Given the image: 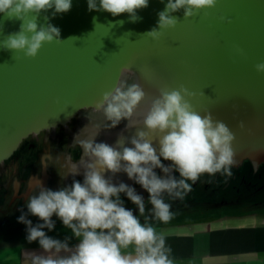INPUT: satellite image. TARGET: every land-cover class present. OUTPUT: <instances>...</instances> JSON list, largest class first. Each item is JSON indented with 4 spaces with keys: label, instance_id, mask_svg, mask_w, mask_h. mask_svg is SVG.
I'll return each instance as SVG.
<instances>
[{
    "label": "water",
    "instance_id": "95a60500",
    "mask_svg": "<svg viewBox=\"0 0 264 264\" xmlns=\"http://www.w3.org/2000/svg\"><path fill=\"white\" fill-rule=\"evenodd\" d=\"M167 2L149 0L137 22L126 13L90 11L88 0H72L66 13L41 12L38 26L52 24L60 36L35 58L5 47L24 21L0 14V163L29 134L64 125L82 109L101 111L96 103L103 93L121 83H139L145 99L115 127L106 118L97 142L116 145L122 137L131 147V138L146 131L143 116L161 89L183 85L195 111L234 133V166L264 162V73L255 67L264 62V0H217L188 18L181 9L171 13L176 27L161 30L158 13ZM154 28L162 31L158 39L146 35ZM131 121L138 123L129 127ZM77 169L83 174L82 163ZM106 176L128 178L122 171Z\"/></svg>",
    "mask_w": 264,
    "mask_h": 264
},
{
    "label": "clouds",
    "instance_id": "9594fccd",
    "mask_svg": "<svg viewBox=\"0 0 264 264\" xmlns=\"http://www.w3.org/2000/svg\"><path fill=\"white\" fill-rule=\"evenodd\" d=\"M148 2L99 0L97 4V0H88V7L90 11H106L114 17L126 13L131 22H137L140 19L137 11L146 8ZM216 2L168 0L158 13L159 29L176 27L178 19L171 15L173 12L183 9L184 17L188 18L215 7ZM71 6L72 0H0V14L24 21L18 32L8 36L5 47L35 58L45 43L60 36V29L52 24L46 28L38 26L37 16L50 9H54L53 15L66 13ZM30 15L32 18L25 21ZM117 23L122 25L123 21ZM146 35L158 39L162 31L154 28ZM255 67L257 72L264 73V62ZM187 94L183 85L161 89L143 116L146 131H138L131 138V147L124 146L122 137L116 145L95 142V133L88 139L78 138L83 156L88 158V162L81 160L83 181L73 180L55 191L40 186L38 194L26 202L27 214L22 212L18 217V222L27 226L28 242H38L43 250V254L32 256V264H173L164 235L157 233L147 217L144 223L139 218L145 214L143 196L124 182L113 183L106 173L115 175L122 171L147 191L152 216L161 222H168L173 215L171 205L164 200L165 193L182 198L191 189L188 181L196 182L205 173L222 172L230 176L235 163L234 133L225 123L214 121L211 114L195 111L185 98ZM145 96L139 83H121L103 93L96 107L115 127L133 116ZM136 123L131 121L129 127ZM154 140H158V149ZM162 160L170 164L165 165ZM71 171L73 175L79 174L76 165ZM173 173H178L179 178ZM122 194L135 205L139 215L125 207ZM28 214L40 222L33 225ZM53 216L70 229L71 237L60 240L47 235L45 229L55 228ZM73 238L78 242L70 246Z\"/></svg>",
    "mask_w": 264,
    "mask_h": 264
},
{
    "label": "flooded vegetation",
    "instance_id": "af4514ba",
    "mask_svg": "<svg viewBox=\"0 0 264 264\" xmlns=\"http://www.w3.org/2000/svg\"><path fill=\"white\" fill-rule=\"evenodd\" d=\"M105 121L106 116L102 110L82 109L66 124H59L37 134H29L22 139L13 154L0 163V234L27 235L25 234L27 226L19 223L18 217L22 212L27 214L26 202L31 196L38 194L40 186L55 191L70 185L73 180L83 181V174L73 175L71 171L72 166H77L82 159L84 162H88V158L83 156V149L78 143V138L88 139L95 133L94 139L97 142L102 138V132L106 129ZM246 160L249 159L244 161ZM162 162L165 165L170 164L169 161L162 160ZM249 162L251 161L249 160ZM261 163L252 164L258 168ZM156 172L163 175L160 169H156ZM173 174L179 176L178 173ZM119 182L134 187L136 192L143 196L145 214L139 218L145 222V217H147L148 223L156 220L151 213L152 205L148 202L147 191L136 184L134 180L125 176L115 178L113 183L118 184ZM248 189L250 192L247 196L240 190L237 195L231 193V197L228 198L219 196L183 199L165 193L164 200L171 205L172 214L198 215L226 207L264 213V199L256 196L263 189V185H248ZM212 195L214 194L211 193L209 196ZM122 199L126 208L132 209L134 214L139 215L135 205L130 206L128 204L130 201L125 196ZM28 219L32 221L33 225L40 222L37 217L30 214H28ZM52 219L56 226L62 224L55 216Z\"/></svg>",
    "mask_w": 264,
    "mask_h": 264
},
{
    "label": "crops",
    "instance_id": "0c3cea01",
    "mask_svg": "<svg viewBox=\"0 0 264 264\" xmlns=\"http://www.w3.org/2000/svg\"><path fill=\"white\" fill-rule=\"evenodd\" d=\"M248 209L226 207L201 214L175 213L168 222H149L165 237L173 264H264V218ZM142 223V219H140ZM48 235L64 240L70 229ZM0 243V264H32V256L43 254L39 243L26 239ZM78 241L70 239V246ZM131 251V249H129Z\"/></svg>",
    "mask_w": 264,
    "mask_h": 264
},
{
    "label": "rangeland",
    "instance_id": "374dc122",
    "mask_svg": "<svg viewBox=\"0 0 264 264\" xmlns=\"http://www.w3.org/2000/svg\"><path fill=\"white\" fill-rule=\"evenodd\" d=\"M179 176H177L178 178ZM191 185L190 191H187L182 198L183 199H202L206 197H231L232 195H237L239 190L245 193L247 196L250 192L248 189V185H263V189L258 192L256 195L257 198L264 199V163L258 168L249 162V160L244 161L239 166H231V175H225L222 172H218L214 175H209L207 173L202 174L196 182L188 181ZM207 189L208 194H207ZM211 193L214 195L209 196ZM123 194L122 197L123 198ZM254 198V197H253ZM130 206L133 204L128 202ZM264 218V214H261V218ZM64 231V228H57L55 225L54 230L45 231L47 235L50 232H54L55 230ZM66 229V228H65ZM27 234V232L25 233ZM27 237V236H26ZM25 236L17 234L16 236L12 235H2L0 234V243L9 242L14 239H24ZM27 239V238H26Z\"/></svg>",
    "mask_w": 264,
    "mask_h": 264
}]
</instances>
